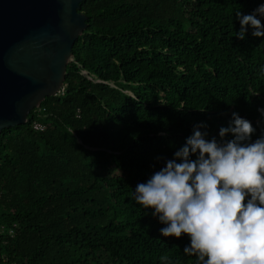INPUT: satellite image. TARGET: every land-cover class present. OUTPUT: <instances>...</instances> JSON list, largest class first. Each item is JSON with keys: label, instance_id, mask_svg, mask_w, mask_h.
I'll use <instances>...</instances> for the list:
<instances>
[{"label": "trees", "instance_id": "16d2710c", "mask_svg": "<svg viewBox=\"0 0 264 264\" xmlns=\"http://www.w3.org/2000/svg\"><path fill=\"white\" fill-rule=\"evenodd\" d=\"M261 4L82 0L64 92L0 132V264H196L134 192L194 126L219 141L235 112L264 137V36H236Z\"/></svg>", "mask_w": 264, "mask_h": 264}, {"label": "clouds", "instance_id": "9594fccd", "mask_svg": "<svg viewBox=\"0 0 264 264\" xmlns=\"http://www.w3.org/2000/svg\"><path fill=\"white\" fill-rule=\"evenodd\" d=\"M257 14L264 17V4L253 14L236 12L239 39L247 26L254 37L264 36ZM232 117L229 127L220 128L219 141L205 138L199 128L206 125L194 126L175 159L134 192L136 203L166 225L163 236L190 237L183 251L196 264H264V137L251 142V122L235 112ZM229 133L234 138L224 140Z\"/></svg>", "mask_w": 264, "mask_h": 264}, {"label": "water", "instance_id": "95a60500", "mask_svg": "<svg viewBox=\"0 0 264 264\" xmlns=\"http://www.w3.org/2000/svg\"><path fill=\"white\" fill-rule=\"evenodd\" d=\"M82 0H0V132L64 85L73 47L88 27Z\"/></svg>", "mask_w": 264, "mask_h": 264}, {"label": "built area", "instance_id": "2783aa9c", "mask_svg": "<svg viewBox=\"0 0 264 264\" xmlns=\"http://www.w3.org/2000/svg\"><path fill=\"white\" fill-rule=\"evenodd\" d=\"M64 88H65V87H64V85H63V86L61 87V89L58 91V93H63V92H64ZM58 93H57V94H58ZM34 126H35V128H37V129H39V128H42V127H43V126H42V124H40V123H38V122H37V123H35V125H34Z\"/></svg>", "mask_w": 264, "mask_h": 264}]
</instances>
